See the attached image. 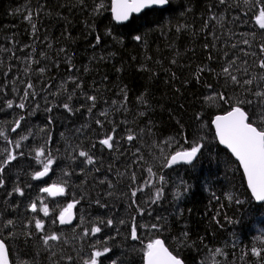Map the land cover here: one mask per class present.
<instances>
[{"label": "trees", "instance_id": "trees-1", "mask_svg": "<svg viewBox=\"0 0 264 264\" xmlns=\"http://www.w3.org/2000/svg\"><path fill=\"white\" fill-rule=\"evenodd\" d=\"M105 3L110 4V0ZM93 7V0L83 4L79 0H0V130L4 133L0 136V162L8 151L17 156L6 168L5 187L0 188V225L8 219L15 222L12 227L0 228L11 264H52L62 254L71 255L74 264H83L91 254V245L105 240L112 252L111 259L102 258L104 264H111L112 259L117 264H143V250L155 239L164 241L184 264H264V204L252 201L238 164L218 145L211 127L214 116L224 114L229 104L204 99L213 90L233 100L252 99L245 87L264 85L259 80L264 75L258 66L261 57L245 56L240 51L259 53L264 44V30L254 20L257 8L249 10L243 0H228L227 4L219 0H170L162 10L151 9L117 25L110 8L102 16H94ZM29 11L35 33L25 19ZM213 14L217 18L223 15L224 20L218 23L210 19ZM109 29L123 38V43L107 35ZM97 35L101 37L99 45ZM135 35L143 40H133ZM244 39L251 47L241 42ZM230 59H236L239 71L234 69L233 74L238 79L257 77L253 85L238 86L226 79L222 68ZM244 60L248 63H242ZM42 67L44 73L39 72ZM200 68L206 70L201 73ZM70 77H75L80 87ZM29 82L33 88L23 100ZM125 92L126 108L120 103ZM69 95L74 114L60 106L69 102ZM86 95L97 96L91 113ZM141 96L147 103L139 99ZM9 100L12 108H7ZM21 102L24 109L16 106ZM246 107L251 110V106ZM101 112H107V117ZM198 114L201 119H197ZM97 119L104 122L103 127L95 123ZM17 120L21 126L12 131ZM113 127L117 143L109 150L99 140ZM128 129L137 136L131 143L124 138ZM49 135L51 142L47 143ZM25 136L27 139L21 140ZM200 137H204L205 147L192 165L163 166L164 157L189 149ZM169 138H175L174 142L165 145ZM16 142L20 143L18 149ZM42 146L46 154L51 151L56 163L46 181L38 182L32 174L42 168L35 159V149ZM76 146L92 155L96 163H82L84 158L72 150ZM149 167L153 174L147 171ZM161 175L166 185L159 183ZM149 179L144 194L137 193L139 205L149 208L147 202L158 187H164V198L151 205V216H139L130 206L131 191ZM45 184H64L66 188L63 197L43 200L50 210L56 208L46 229L63 233L52 260L50 252L43 251L41 234L27 235L35 232L29 221L39 216L38 197H42L40 189ZM17 185L25 195L13 192L9 197L7 193ZM177 191L181 193L179 200L174 198ZM74 198L80 199L75 225L62 229L51 224L59 209ZM96 199L107 206L100 207ZM33 201L37 202V213L30 211ZM133 216L140 225L163 217V227L159 231L140 227V238L132 241L129 225ZM97 218H114L117 223L95 237L81 239L83 229L90 228ZM121 219L125 224L118 223ZM184 232L189 234L187 239ZM254 248L261 255H254ZM60 264L68 262L60 260Z\"/></svg>", "mask_w": 264, "mask_h": 264}, {"label": "snow or ice", "instance_id": "snow-or-ice-1", "mask_svg": "<svg viewBox=\"0 0 264 264\" xmlns=\"http://www.w3.org/2000/svg\"><path fill=\"white\" fill-rule=\"evenodd\" d=\"M244 4L249 7V10L252 8H257L256 14H254L255 23L258 25L259 29L264 30V0H243ZM80 4L84 3V0H79ZM170 3V0H110V4H106L105 0H93V15L94 16H102L105 11L110 8L112 19L117 24H123L124 22L129 21L130 17L133 16L135 13H141L142 10L151 9L153 7L159 8H166V6ZM220 4H227L228 0H219ZM259 6V7H257ZM33 13L31 11L25 16V19L32 24L33 32L36 31V25L32 23ZM210 19L217 20V22H221L224 20V16L221 15L219 18L215 14H213ZM94 30V25H91ZM179 30V29H178ZM107 35L112 36L113 39H116L118 43H123V38L114 36L111 29L108 30ZM255 35L254 33L252 34ZM133 40L137 42H141L143 37L140 35H135L132 37ZM101 42V37L99 35L96 36V45H99ZM245 45H249L251 47V43L249 40L244 39L241 41ZM95 46V45H94ZM207 47V45H206ZM233 48L236 47L235 44L232 45ZM64 51V49H61ZM241 52L244 53L245 56H260L261 58L258 60V66L260 69H264V44L260 45L259 53L255 52H248L245 49H240ZM30 62H32L31 57L28 58ZM70 59V58H69ZM103 59V57H101ZM209 59H212V56L209 55ZM35 63H39V61H34ZM175 63V61H173ZM242 63L247 64L248 61L244 60ZM236 59H230L227 61L226 66L222 68V74L226 77L227 80H230L232 84L238 86H251L253 85L254 81L257 80V77L253 76L249 79L241 80L238 79L236 75L233 74V70L235 69ZM45 68H40L39 72L44 73ZM206 69L200 68L199 71L202 73ZM239 71V69H235ZM26 71L28 69L26 68ZM207 71H214L213 69H207ZM244 73L248 74V69H244ZM198 81L200 80V76L195 77ZM73 84L76 87H80V84L77 82L75 77H70ZM259 80L264 81V75L259 76ZM211 88V85H208ZM33 88V85L29 82L27 84L26 90L24 91L23 100H26L29 96L30 89ZM245 92L250 93L252 99H241L237 98L233 100L232 98L225 95L223 92H215L213 90L212 94L206 96L204 99L205 101H214V102H224L229 104V110L225 112L223 115H217L215 119L212 121V125L215 129V137L218 139L221 145L226 146L227 149L230 150L232 155L235 159L239 162L242 166L244 174L247 177L248 187L251 189L252 195L257 201L264 202V85H257L255 89L251 87H245ZM33 96L35 93H31ZM72 96L69 95L66 97V100L69 102H64L60 106L65 109L68 113L74 114V109L70 104ZM86 99L91 102L90 107L88 108V112L91 113L92 109L96 106L97 96L95 95H86ZM144 103L147 101L143 100V96L139 98ZM115 104L116 101H113ZM122 107L126 108L127 104V94L124 93V98L120 102ZM247 106H251V110L248 109ZM20 109L25 108V103L21 102L16 105ZM13 107V101H7V108ZM37 107H39L37 105ZM46 111L51 112L52 108H47ZM75 111H79L76 109ZM101 116L107 117V112H101ZM141 116L145 115V113L141 112ZM23 119V118H21ZM197 119H201L199 114L197 115ZM49 125L53 123V120L49 119ZM97 125L103 127V121L97 119L95 121ZM179 123V121H177ZM202 126L203 121L201 120ZM20 120L15 122V127H13L12 131H16V129L20 128ZM44 131V129H41ZM80 131V129H77ZM143 131V130H141ZM4 133L0 130V136H3ZM129 143L133 142L137 139L136 134L131 130H127L126 137H124ZM27 137H21V140H25ZM175 138H169V140H165L164 144L168 145L171 142H174ZM204 137H200L198 140L193 141L192 146L189 149L176 151L174 154H169L168 156L164 157V165L165 167L172 168L178 164H187L192 165L194 160L199 158V155L202 154V149L205 147L203 143ZM51 142V136H48L47 143ZM11 143V142H10ZM99 143L106 147L109 150L114 148V144L117 143L116 141V127H113L111 131L103 138L99 140ZM95 145H93L94 147ZM15 147L18 149L20 148V143L16 142ZM73 151L78 152L79 157H83L84 160L82 163H86L87 165H94L96 162L92 155H90L85 150H80L78 146L72 149ZM7 151V150H6ZM140 150L137 149L136 152L138 153ZM162 156H164L163 148H161ZM23 155V153H20ZM135 155V153H133ZM17 159V156L13 154V152L8 151L7 156L4 158L2 162H0V188L5 187V178L4 173L8 165ZM35 159L42 165V170L36 171L32 174L33 180H41L43 177H46L49 172L52 170V166L56 163V158L52 155L51 151H47L46 148L40 147L35 149ZM142 159V157H141ZM99 171V168L95 169ZM150 174H153V170L151 167L147 169ZM132 182L135 183L136 176L133 173ZM158 181L161 185H166L167 181L165 180L164 176H159ZM100 183H105V180H100ZM180 183H183L181 181ZM151 186V185H150ZM109 187H111V182L109 181ZM42 193H46L48 196L51 197H58L64 196L66 194V188L64 184H52L48 187H42L40 189ZM139 191H143V188L133 189L131 191V200L130 206L135 208V211L139 216L144 215H152L151 205L158 204L164 198V187L156 188L155 195L149 198L147 202L149 204V208H143L139 205L137 199V193ZM184 191L187 192L188 188L185 185ZM14 193L18 194L19 196H24V190L19 187L18 185L13 188L12 192H8L7 195L11 197ZM112 193L109 192L108 195ZM181 197V193L177 191L174 194V198L179 200ZM84 197H81L83 199ZM228 199H232L231 196ZM40 208L39 211L43 213V217L50 216V209L46 203H44L42 198H39ZM240 203L239 200L236 201ZM80 203V199H73L71 202H68L65 206L59 209L58 215H55L51 219V224L56 225L57 222L59 225L68 226L73 225V221L75 219L74 209H76L77 205ZM95 203L100 207H106V204L101 203L100 199H96ZM29 208L31 212L37 213V202L33 201ZM52 213L56 212V208L54 207L51 210ZM157 221L156 223H152L150 225H140L138 224L136 217H132V223L129 225L130 227V239L132 241H137L140 237L138 236V229L140 227H149L152 230L159 231L162 229L163 225L161 221H163V217H154ZM14 220L8 219L6 223L0 225L2 227H12L14 226ZM117 222L114 218H107L106 220L103 218H97V221L92 224L90 228H84L81 239L85 237H95L97 234L101 233L105 228H112L115 227ZM119 224H125L124 220H119ZM29 224H34L35 232H29L27 235L29 237L35 235L36 233H40V240L42 241L43 251H49L50 256L49 259L52 260V257L56 256V248L57 245L62 241L63 233H57L55 231H49L45 227V220L40 218L39 216H34ZM11 235V233H10ZM188 232H184L182 234L183 238H188ZM56 242V243H52ZM64 243H68L67 240H63ZM92 251L87 260L83 261V264H104V259L102 258H109V254L112 252V249L107 246V240L95 241L91 245ZM217 253L223 254L221 249L216 250ZM254 255H261V252L257 249L252 250ZM143 258L145 264H184V262L178 258V255H173L172 252L165 247L164 241L160 239H155L147 243L143 250ZM60 260H65L68 264H74V258L71 255H64L60 256L59 260H53L52 264H60ZM0 264H9V249L6 245V241L0 233ZM27 264V262H24ZM111 264H117V261L112 259Z\"/></svg>", "mask_w": 264, "mask_h": 264}, {"label": "water", "instance_id": "water-1", "mask_svg": "<svg viewBox=\"0 0 264 264\" xmlns=\"http://www.w3.org/2000/svg\"><path fill=\"white\" fill-rule=\"evenodd\" d=\"M167 7V6H166ZM154 8H159V7H153V8H151V9H154ZM145 10H149V9H145ZM142 12H143V10H142ZM141 12V13H142ZM141 13H135V14H133V16L132 17H137V16H139V15H141ZM112 15V14H111ZM132 17H130V19H129V21L132 19ZM114 21V20H113ZM129 21H127V22H124L123 24H118V25H124V24H127ZM115 22V21H114ZM116 23V22H115ZM117 24V23H116ZM214 119H215V117H214ZM213 119V120H214ZM213 126V125H212ZM213 128H214V126H213ZM214 133H215V129H214ZM217 141H218V139H217ZM218 143H219V141H218ZM219 145L224 149V150H226L229 154H231L232 155V153L230 152V150L229 149H227L226 148V146H224V145H221L220 143H219ZM233 156V155H232ZM233 158L235 159V157L233 156ZM236 160V159H235ZM240 167H241V170H242V172H243V174H244V171H243V168H242V166L240 165ZM244 177H245V180H246V184H247V187H248V183H247V177H246V175L244 174ZM44 178V177H43ZM42 178V179H43ZM248 189H249V191H250V193L252 194V192H251V189L248 187ZM253 196V195H252ZM253 198H254V196H253ZM255 199V198H254ZM256 200V199H255ZM256 202H258V203H261V201H257L256 200ZM144 264H145V261H144Z\"/></svg>", "mask_w": 264, "mask_h": 264}, {"label": "bare ground", "instance_id": "bare-ground-1", "mask_svg": "<svg viewBox=\"0 0 264 264\" xmlns=\"http://www.w3.org/2000/svg\"><path fill=\"white\" fill-rule=\"evenodd\" d=\"M158 9H161V10H162V9H164V8H158ZM215 10H216V9H215ZM145 11H147V10H143V12H145ZM143 12H142V13H143ZM142 13H141V14H142Z\"/></svg>", "mask_w": 264, "mask_h": 264}]
</instances>
